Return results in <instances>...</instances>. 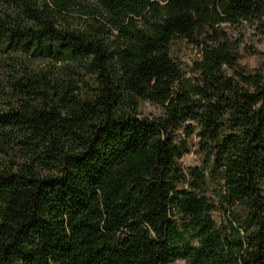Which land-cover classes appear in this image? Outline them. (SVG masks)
I'll list each match as a JSON object with an SVG mask.
<instances>
[{"label":"trees","instance_id":"trees-1","mask_svg":"<svg viewBox=\"0 0 264 264\" xmlns=\"http://www.w3.org/2000/svg\"><path fill=\"white\" fill-rule=\"evenodd\" d=\"M92 1L106 28L64 24L79 0H0V55L87 62L97 85L11 76L0 154L24 160L0 168V264H264V73L221 28L264 0ZM174 39L201 47L190 76Z\"/></svg>","mask_w":264,"mask_h":264},{"label":"rangeland","instance_id":"rangeland-1","mask_svg":"<svg viewBox=\"0 0 264 264\" xmlns=\"http://www.w3.org/2000/svg\"><path fill=\"white\" fill-rule=\"evenodd\" d=\"M78 10L71 13L66 18L65 25L88 29V24L94 26L104 25L106 23L104 16L95 15L92 18L85 13L88 6H95L92 0H79ZM221 28L226 32L229 42L235 48L237 55V68L239 70L253 71L257 70L264 73V14L249 21L238 22L236 24H222ZM115 32L105 33V41L108 44L115 42ZM171 55L178 62L186 76L192 74L191 68L195 61L200 59V46L188 43L184 40L174 39L171 44ZM25 66L31 71H44L49 77L57 80L67 81L71 77L77 78L78 89L75 94L78 98L84 99L92 96L96 92V75L92 72L87 62L69 63L56 62L48 57L38 56L30 62H19L7 59V54L0 55V108L3 109L12 103L14 93L9 80L12 75H20L26 70ZM228 74H232L230 70ZM142 116H159L162 114L160 106L145 101L140 106ZM196 139H193L195 142ZM24 160L23 154L18 149H7L6 153L0 154V168L13 163H20ZM183 167H193L200 164V157L195 152L185 155L181 161ZM211 196V194H210ZM217 222L222 221L223 217L219 213L214 214ZM171 264H186L184 260L177 259Z\"/></svg>","mask_w":264,"mask_h":264}]
</instances>
